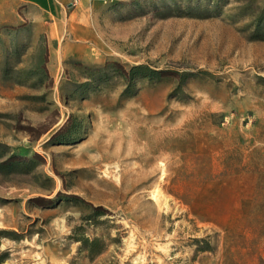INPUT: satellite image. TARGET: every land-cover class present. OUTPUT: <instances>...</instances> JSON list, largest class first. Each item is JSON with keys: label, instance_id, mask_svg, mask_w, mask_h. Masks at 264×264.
<instances>
[{"label": "rangeland", "instance_id": "1", "mask_svg": "<svg viewBox=\"0 0 264 264\" xmlns=\"http://www.w3.org/2000/svg\"><path fill=\"white\" fill-rule=\"evenodd\" d=\"M97 2L0 22L1 152L41 156L0 170L2 264H264V0Z\"/></svg>", "mask_w": 264, "mask_h": 264}, {"label": "crops", "instance_id": "2", "mask_svg": "<svg viewBox=\"0 0 264 264\" xmlns=\"http://www.w3.org/2000/svg\"><path fill=\"white\" fill-rule=\"evenodd\" d=\"M97 1L0 0V22L20 24L29 20L56 43L61 38L74 36L79 21L90 20Z\"/></svg>", "mask_w": 264, "mask_h": 264}, {"label": "trees", "instance_id": "3", "mask_svg": "<svg viewBox=\"0 0 264 264\" xmlns=\"http://www.w3.org/2000/svg\"><path fill=\"white\" fill-rule=\"evenodd\" d=\"M119 73H121V77H123L128 83L132 84L137 79L143 78H157V77H165L167 75H174L179 74L178 72H172L171 70H155L148 65H136L130 68L129 70L125 69L121 65L117 69ZM182 80L187 78V74H179ZM1 145H0V170H8L9 172L19 171L21 173H30L34 166L36 165V160L38 158L41 159L39 154H35L33 157L28 156H21V155H11L7 158H4V152H1ZM33 201L38 203L39 205H44L49 200L44 197H37L34 198ZM13 238V239H20V234L17 232H11L7 230H0V244L2 238ZM82 247L87 251L89 257L94 258V256L98 255L102 251L101 240L98 238L90 239L84 237L81 239ZM9 254L7 252L2 253L0 255V264H2Z\"/></svg>", "mask_w": 264, "mask_h": 264}]
</instances>
